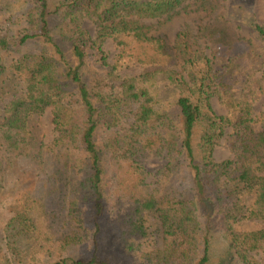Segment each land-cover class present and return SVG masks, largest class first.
Wrapping results in <instances>:
<instances>
[{"label":"trees","instance_id":"obj_1","mask_svg":"<svg viewBox=\"0 0 264 264\" xmlns=\"http://www.w3.org/2000/svg\"><path fill=\"white\" fill-rule=\"evenodd\" d=\"M185 1L0 0V194L16 158L44 174L0 232V264H264V110L236 87L246 57L264 78V24L249 18L252 38L223 13L198 52L145 20ZM48 108L49 148L29 125ZM150 157L165 161L154 187Z\"/></svg>","mask_w":264,"mask_h":264},{"label":"rangeland","instance_id":"obj_2","mask_svg":"<svg viewBox=\"0 0 264 264\" xmlns=\"http://www.w3.org/2000/svg\"><path fill=\"white\" fill-rule=\"evenodd\" d=\"M203 1L186 0L183 2V10L168 22H166L163 16L145 18V20L151 25L154 33H164L172 42L180 32H187V39L190 40L192 50L196 49L198 52L204 51L209 55L212 54V43L204 35L207 33H203L202 31V27L206 25L205 23L211 20L225 21L220 16L224 13L226 15L224 17L228 18L234 31L238 30L242 34L252 38H255V30H253L249 18L252 17L256 21L264 24V0H216L206 3ZM239 3L242 4L241 7H239ZM212 6H217V9L212 10ZM82 23L91 31L96 28V23L89 17H83ZM255 42L259 44L260 40L255 39ZM176 44H173L172 53L180 55V49ZM104 48L109 52L111 57L119 51L112 38H107L104 41ZM177 61L180 62L181 58L174 57L173 63ZM242 64L245 65L246 69L241 74L239 82L236 85L238 94L247 95L248 97L255 95L253 100L254 112L260 117L262 114L261 111L264 110V78L262 76V70L252 58L246 57L242 61ZM212 104L219 113L227 112V109L222 106L217 95L213 96ZM52 114V108H48L43 114L31 117L29 122L30 128L36 137H38L37 139L42 140L47 148L53 145L57 133L51 118ZM231 130V127H227L225 135L216 145L215 156L218 160L232 155V151L226 145V140ZM164 162L163 158L160 157H150L146 160L147 166L154 171L147 178V185L149 187L155 186L154 173H157ZM42 177H44V174L41 165L37 160L29 156L16 158L11 169L3 176L4 188L0 194V232L3 243L7 239L4 226L9 215L16 208L17 199L21 195V191L26 189L35 190V187L37 189L42 183ZM245 224L247 228L259 226L257 221H247Z\"/></svg>","mask_w":264,"mask_h":264}]
</instances>
